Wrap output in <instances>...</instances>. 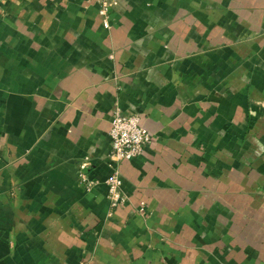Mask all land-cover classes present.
I'll use <instances>...</instances> for the list:
<instances>
[{
	"label": "crops",
	"instance_id": "obj_1",
	"mask_svg": "<svg viewBox=\"0 0 264 264\" xmlns=\"http://www.w3.org/2000/svg\"><path fill=\"white\" fill-rule=\"evenodd\" d=\"M113 2L0 0V264H264V0Z\"/></svg>",
	"mask_w": 264,
	"mask_h": 264
},
{
	"label": "built area",
	"instance_id": "obj_2",
	"mask_svg": "<svg viewBox=\"0 0 264 264\" xmlns=\"http://www.w3.org/2000/svg\"><path fill=\"white\" fill-rule=\"evenodd\" d=\"M114 0H99L100 15L103 26L109 29V11L113 7ZM109 138L111 152L109 160L115 166L113 174L106 180L108 189V200L112 210L122 208L128 204L129 198L122 190V179L117 166L123 162L132 161L141 157L145 149L150 146L152 137L142 126L141 118L137 114H125L119 109H115L112 114ZM88 159L86 158L80 166V182L89 189L94 185L88 176ZM138 213L147 216L145 203H140Z\"/></svg>",
	"mask_w": 264,
	"mask_h": 264
}]
</instances>
